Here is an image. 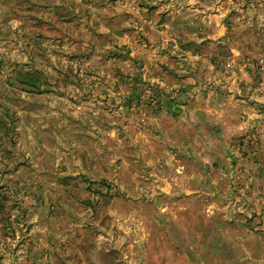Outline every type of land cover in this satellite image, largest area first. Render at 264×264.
Returning <instances> with one entry per match:
<instances>
[{
    "label": "rangeland",
    "instance_id": "374dc122",
    "mask_svg": "<svg viewBox=\"0 0 264 264\" xmlns=\"http://www.w3.org/2000/svg\"><path fill=\"white\" fill-rule=\"evenodd\" d=\"M180 86L204 105L220 234L183 230L200 197L168 200L171 225L149 194L112 215L154 182ZM0 264H264V0H0Z\"/></svg>",
    "mask_w": 264,
    "mask_h": 264
},
{
    "label": "crops",
    "instance_id": "0c3cea01",
    "mask_svg": "<svg viewBox=\"0 0 264 264\" xmlns=\"http://www.w3.org/2000/svg\"><path fill=\"white\" fill-rule=\"evenodd\" d=\"M198 53V51H197ZM194 83H199V81H194ZM202 84V83H200ZM181 88L172 91L174 94L172 96L171 101L179 100L180 102L173 103V106L170 104L168 108L166 109L165 114H161V117H157L158 120H164L166 124H159V126L164 130L165 137L160 133V129H155L154 135L151 137L153 140V148L152 151L156 157V164L154 168L152 169L153 177L151 178L154 182L150 187L143 184H137L135 185V182H138L139 178L136 177L132 179L131 185L129 184L128 190L124 186V177H121L117 181L116 186V196L114 197H108L112 194L109 190L103 191V197H100L102 200L108 199L111 202L113 199H116L117 201L120 200V195L124 194L127 190V192H130L133 201L126 202L129 203L131 208H133L132 214H128L127 216L124 212H121L118 208L117 209H111L113 212L114 219L118 222H124L126 221L127 217L130 219V217L135 220L137 214L136 212L141 209L140 204L143 203V198L149 194L151 196L152 202L155 205V207L158 209L159 214L163 215L166 218L165 223H168V225L173 224L171 221L172 219L169 217V210L173 207V205H170L168 203V200L172 201L173 198H176L175 195L178 197L185 195L190 198H198L200 197V201H202V206L207 207L208 212L203 215L185 217L184 218V224H183V230L186 232L190 231H196L199 235L200 233H205V224L208 219H210L211 222H208V225H213L214 232L215 233H221L222 226L226 222H220L219 219V213L220 211L216 210L219 208L220 203L214 202L213 199H210V197H214L215 199H218L217 196H210L209 193L203 191V182L205 179V174L203 173L202 169L200 168L203 165L210 164L212 171H216V167L214 164V161H216L215 154L209 151H212L211 148L208 146L207 142L202 139L203 137H206L207 132L204 131V128L206 129L205 122H203L204 118V105L203 107L199 106L198 103H195L198 98V90L190 91L187 86H180ZM206 87V86H205ZM185 92V93H184ZM187 101H193L194 105L191 110H187ZM228 111V110H227ZM226 111V112H227ZM159 116V115H157ZM230 116L226 117V123ZM202 118V119H201ZM171 119V121H170ZM216 124H220L222 122L221 114L219 115V119L215 120ZM156 125V124H155ZM137 139V138H136ZM217 140L223 142L222 138L219 136L216 138ZM121 140V139H119ZM210 148V149H209ZM200 149L203 151V154L196 153L200 152ZM206 149H209V151H206ZM165 159L166 163H171L172 167L171 171L168 170L169 166H163L162 160ZM206 161V162H203ZM98 162V161H97ZM218 162V160H217ZM201 171V172H199ZM164 178V181L166 183V188L163 187L161 184V180ZM184 178L186 187L184 188L178 187L180 184V181H182ZM130 179V178H129ZM203 179V180H202ZM189 182V183H188ZM178 187V188H177ZM185 191V192H181ZM181 192V193H180ZM183 193V194H182ZM108 198H104V197ZM127 197H129V194H127ZM209 198V200L205 199ZM207 201V202H206ZM213 201V202H210ZM107 203V202H105ZM125 203V202H124ZM207 203V204H204ZM217 205V206H216ZM213 206V207H212ZM206 221V222H205ZM119 223V222H118ZM135 223V222H134ZM161 235V233H159ZM184 238H188L184 235ZM233 237H231V240ZM202 247V245L200 244ZM239 248V246H238Z\"/></svg>",
    "mask_w": 264,
    "mask_h": 264
},
{
    "label": "trees",
    "instance_id": "16d2710c",
    "mask_svg": "<svg viewBox=\"0 0 264 264\" xmlns=\"http://www.w3.org/2000/svg\"><path fill=\"white\" fill-rule=\"evenodd\" d=\"M189 48L192 47V45H188ZM187 46V47H188ZM195 53H197V51H195ZM21 81H23V83L25 84H30V85H37V78H35L34 75H31V74H28V73H23L21 75ZM172 104V102H170ZM173 106V104H172ZM96 193L99 194V195H103V192L99 189V190H96Z\"/></svg>",
    "mask_w": 264,
    "mask_h": 264
}]
</instances>
